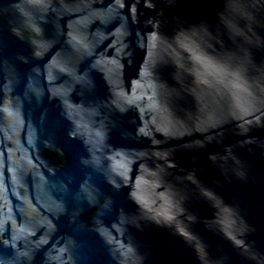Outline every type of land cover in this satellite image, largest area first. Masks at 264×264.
<instances>
[{
  "label": "water",
  "instance_id": "obj_1",
  "mask_svg": "<svg viewBox=\"0 0 264 264\" xmlns=\"http://www.w3.org/2000/svg\"><path fill=\"white\" fill-rule=\"evenodd\" d=\"M0 264H264V0H0Z\"/></svg>",
  "mask_w": 264,
  "mask_h": 264
}]
</instances>
